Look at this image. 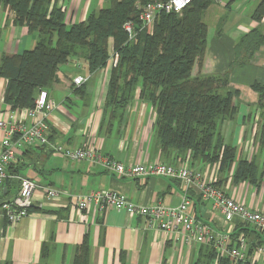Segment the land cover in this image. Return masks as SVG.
I'll use <instances>...</instances> for the list:
<instances>
[{
  "label": "crops",
  "instance_id": "crops-1",
  "mask_svg": "<svg viewBox=\"0 0 264 264\" xmlns=\"http://www.w3.org/2000/svg\"><path fill=\"white\" fill-rule=\"evenodd\" d=\"M105 4L106 0L58 1L67 25L86 21ZM251 15L216 33H208L206 25L203 61L192 70L193 75H228L229 89L238 93L234 100L237 113L221 125L220 133L224 145L235 149L236 159L247 161L255 152L254 127L258 117L257 94L250 87L256 82H264V45L245 66H232V62L234 45L240 37L254 29L264 35V21L256 22ZM12 17L7 8L0 6V58L2 55H20L32 50L36 44V32L13 24ZM217 21L219 24L221 19L217 18ZM111 48L110 41L109 54ZM112 65L109 59L103 69L93 74L77 60L61 66L59 83L46 90L57 106L46 118L50 143L75 149L91 141L99 155L124 165L155 160L174 164L162 157L153 145L154 110L150 104L138 99L137 92L122 112L119 123L111 120L105 103ZM77 77L85 79L82 86L74 85L73 79ZM6 85L7 81L0 76V113L11 110L3 101ZM13 111L19 119L25 118L27 124L31 123L23 110ZM2 139L0 132V152ZM22 148L16 152L6 173L30 179L42 187L57 188L69 196L49 200L38 189L32 195L26 217L17 223H9L0 217V264H75L74 259L84 243L88 246V264H195L199 258L200 245H186L181 235L152 231L142 217L112 209L99 213L93 207L79 214L73 206L72 197L106 190L120 193L138 205L159 203L176 207L183 189L180 181L119 177L97 164L56 156L46 147ZM191 167L202 171L206 177L215 178L217 185L234 200L264 213V168H259L257 184L251 185L233 182L234 165L226 173H220L218 163H193ZM18 190V181L7 180L0 186V203L11 200ZM188 194L193 202L191 211L196 216L217 230L227 228L222 216L199 200L195 189L189 190ZM249 230L242 235L252 241L255 233Z\"/></svg>",
  "mask_w": 264,
  "mask_h": 264
},
{
  "label": "trees",
  "instance_id": "trees-1",
  "mask_svg": "<svg viewBox=\"0 0 264 264\" xmlns=\"http://www.w3.org/2000/svg\"><path fill=\"white\" fill-rule=\"evenodd\" d=\"M58 1L0 0V6L12 14L13 24L25 26L37 35L32 50L0 58V76L7 81L3 101L11 110L32 108L38 92L58 84L61 66L72 60L85 64L90 74L103 69L110 59L111 41L117 59L109 74L105 109L110 111L113 122L119 123L137 92L138 99L154 110L153 145L162 157L172 162L187 159L191 166L218 163L220 173L234 165V183L257 184L259 158L264 152V82L250 87L257 94L255 126L259 120L261 123L257 134L259 150L247 161L236 159L235 149L224 145L220 133L221 125L237 113L234 100L238 93L229 89L228 75L192 74L205 54L207 26L203 15L212 0H193L180 14H161L151 33L139 29L136 9L151 0H106L105 6L86 21L71 25L65 23ZM263 18L264 0H260L251 19L261 22ZM128 21L137 31L131 40L123 28ZM263 45L264 35L259 29L240 37L234 45L232 66H245ZM249 229L255 233L254 240H247L251 255L264 245V237L248 224L235 225L231 245ZM87 253L84 243L74 263L88 264ZM199 254L195 264H212L214 260L216 264H251L217 256L208 245H200Z\"/></svg>",
  "mask_w": 264,
  "mask_h": 264
},
{
  "label": "built area",
  "instance_id": "built-area-1",
  "mask_svg": "<svg viewBox=\"0 0 264 264\" xmlns=\"http://www.w3.org/2000/svg\"><path fill=\"white\" fill-rule=\"evenodd\" d=\"M192 1L151 0L137 5L139 29L151 33L155 20L161 14H180ZM212 2L225 7L229 0H212ZM123 28L130 40L135 37L137 31L133 22H126ZM110 59L114 63L117 57L110 53ZM84 82L85 79L81 77L73 79L77 87L82 86ZM56 108L54 102L49 99L48 92L40 90L33 107L22 109L26 119L31 120L30 124L25 122V118L19 119L13 110L6 109L0 113V132L3 133L0 152V186L9 179L19 182L17 194L11 200L0 203L1 218L9 223H17L26 217L35 190L40 189L44 198L49 200L67 195L57 188L42 187L30 179L18 175L9 176L6 173L7 167L15 160L16 152L23 149L22 147H46L56 156L74 162L87 161L97 164L119 177L176 179L182 184L181 200L176 207H168L159 203L149 206L138 205L120 193L101 190L72 197L77 213H83L88 207H93L99 213L108 209L123 211L128 216L136 215L144 218L147 227L152 231L167 235H181L186 245L192 243L208 245L217 252V256H227L235 262L249 261L251 264H264V245L257 247L251 255H248V241L242 234L231 245L233 226L237 223L248 224L264 237V213L250 209L245 203L228 196L226 191L217 185L215 178L206 177L202 171L192 168L187 159H176L174 164L155 160L152 163L124 165L99 155L91 141L75 149L51 144L48 139L46 118ZM191 189L196 190L202 203L208 204L212 211L222 216L227 228L217 230L191 211L193 202L188 194Z\"/></svg>",
  "mask_w": 264,
  "mask_h": 264
},
{
  "label": "rangeland",
  "instance_id": "rangeland-1",
  "mask_svg": "<svg viewBox=\"0 0 264 264\" xmlns=\"http://www.w3.org/2000/svg\"><path fill=\"white\" fill-rule=\"evenodd\" d=\"M258 3L259 0H234L229 4L228 8L212 3L209 6L208 10L203 15V21L206 23V25H208V33L217 32L218 30L217 18L218 20L219 19L222 20L221 22L222 25H220V28H224V29L234 23L245 21L253 13ZM260 123L261 122L259 120V122H257V126H255L256 138H254V145L256 152H258L259 150L258 147L260 146L257 137ZM259 159H260L259 168L261 170L264 168V152L260 155Z\"/></svg>",
  "mask_w": 264,
  "mask_h": 264
},
{
  "label": "water",
  "instance_id": "water-1",
  "mask_svg": "<svg viewBox=\"0 0 264 264\" xmlns=\"http://www.w3.org/2000/svg\"><path fill=\"white\" fill-rule=\"evenodd\" d=\"M67 61H70V59H67Z\"/></svg>",
  "mask_w": 264,
  "mask_h": 264
}]
</instances>
